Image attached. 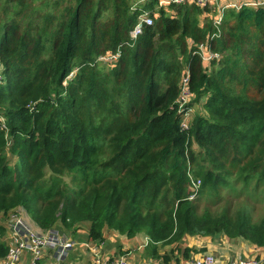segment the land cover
<instances>
[{"label":"trees","instance_id":"1","mask_svg":"<svg viewBox=\"0 0 264 264\" xmlns=\"http://www.w3.org/2000/svg\"><path fill=\"white\" fill-rule=\"evenodd\" d=\"M132 6L0 0V214L23 206L46 230L87 222L95 241L107 229L143 234L150 255L167 262L200 251L183 246L187 234L264 246V217L232 211L222 193L239 178L264 182V9L229 10L209 40L210 10L173 4L154 9L133 40ZM209 41L221 57L206 68L194 52ZM117 50L116 63L97 61ZM185 69L204 109L188 132L176 105ZM189 164L221 210L200 211ZM7 251L0 241V258Z\"/></svg>","mask_w":264,"mask_h":264},{"label":"built area","instance_id":"2","mask_svg":"<svg viewBox=\"0 0 264 264\" xmlns=\"http://www.w3.org/2000/svg\"><path fill=\"white\" fill-rule=\"evenodd\" d=\"M151 0H134L132 10L138 11V20L133 29L130 31L131 39L135 40L146 26L154 23V17L157 14L155 11L144 8ZM196 4L203 9H209V16L216 32L213 33L209 40L219 36L221 26L226 19L229 10L239 11L243 8H262L264 9V0H159L155 9L161 8L164 5H181V4ZM209 42L200 43L194 52L198 54L206 68H209L214 60H219L221 55L218 51L211 48ZM120 50L103 54L97 58L98 62L105 64H113L120 58ZM3 73L0 71V82L3 80ZM179 95L176 100L177 112L180 116V128L182 131H190L193 117L195 114V106L193 105L194 93L190 87V73L188 69L184 70L179 84ZM35 104L31 103L30 109L33 110ZM2 128H6L5 117H0ZM196 145L194 144L193 147ZM188 176L194 188V193L191 198H194L201 186V179L196 178L191 173V165L189 164ZM22 206L9 211L5 216L6 226L9 231L8 251L4 257L0 258V264H41L40 261L45 253L51 249H57L59 258L63 257L68 249L75 244L73 240L65 238L56 228L43 229L36 228L28 219ZM8 237V238H9ZM26 254L30 255L29 261L26 263L22 258ZM26 259V258H25ZM92 264H264V251L249 257L248 259H239L235 261L220 262L213 254L203 253L199 255H191L189 258L181 261H164L161 259H151L136 262L128 258L126 255H119L111 261L95 259Z\"/></svg>","mask_w":264,"mask_h":264},{"label":"crops","instance_id":"3","mask_svg":"<svg viewBox=\"0 0 264 264\" xmlns=\"http://www.w3.org/2000/svg\"><path fill=\"white\" fill-rule=\"evenodd\" d=\"M155 1L156 4L159 2V0ZM163 7H168V5H164ZM205 16L208 15H204V17ZM22 210L36 228L40 227L34 222V220H32L30 215L24 209ZM0 224L5 227V234L0 237V241H5L6 244H8V239H10L9 231L6 226L5 217L2 214H0ZM85 224L87 225V228H84L85 225L82 224L76 229H69L59 226V223L56 230H58V232L65 238L73 240L75 244L72 248L68 249L67 253L61 258H59L57 254V249H51L44 254L43 257L46 259V262L41 264H51L50 261L52 259H55L57 264H92L95 259L111 261L119 255H126L128 258L136 262L154 259L146 249V245L148 244L147 236L140 234L139 236L129 238L117 231H109L107 229L103 241H95L89 238V224L86 222ZM183 246L200 250L195 253L192 252L190 256L209 253L215 255L220 262L248 259L249 257L264 251V246H256L242 238L231 239L223 234H217L214 236L187 234ZM171 248V245L164 247L160 246L159 252L161 254L170 253ZM25 256L27 257L25 259V262L27 263L30 259V255L26 254ZM171 256H173L171 261H177L179 258L177 261L179 262L184 259L183 254L178 251H175ZM40 262H42V260Z\"/></svg>","mask_w":264,"mask_h":264},{"label":"rangeland","instance_id":"4","mask_svg":"<svg viewBox=\"0 0 264 264\" xmlns=\"http://www.w3.org/2000/svg\"><path fill=\"white\" fill-rule=\"evenodd\" d=\"M99 64L109 66L108 64H105L103 62H100ZM4 82H5V78L3 77V80L0 83H4ZM193 105L195 106V115L199 114L204 110L203 108L201 109L200 105H195V104ZM256 185H257L256 179L244 180L242 178H239V180H237L236 186L225 189L222 192L231 202L232 211L236 209H243L245 206H247L248 210L251 212L252 219L254 221H258L264 217V182L258 187ZM201 188H202V183L200 188L198 189L197 194L195 195V198L197 199L200 207V211L202 212L206 208H210L215 212L221 210V206H219L217 204L216 199H213V197L209 194V190H206L205 193L203 194L200 191ZM224 201H226V198L224 199ZM22 208L27 212L25 207L22 206ZM82 224L85 225L84 228H87L85 222L80 223V225ZM59 226L62 225L60 224ZM25 258L27 257L26 256L23 257L22 261H24ZM44 262H46V259L43 257L42 262L40 263H44ZM50 263L57 264L55 259H52Z\"/></svg>","mask_w":264,"mask_h":264}]
</instances>
